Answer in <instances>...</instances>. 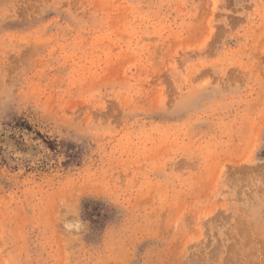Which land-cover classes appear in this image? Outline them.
Here are the masks:
<instances>
[{
  "label": "rangeland",
  "instance_id": "1",
  "mask_svg": "<svg viewBox=\"0 0 264 264\" xmlns=\"http://www.w3.org/2000/svg\"><path fill=\"white\" fill-rule=\"evenodd\" d=\"M0 264H264V0H0Z\"/></svg>",
  "mask_w": 264,
  "mask_h": 264
}]
</instances>
